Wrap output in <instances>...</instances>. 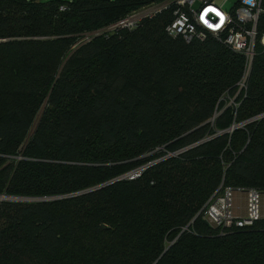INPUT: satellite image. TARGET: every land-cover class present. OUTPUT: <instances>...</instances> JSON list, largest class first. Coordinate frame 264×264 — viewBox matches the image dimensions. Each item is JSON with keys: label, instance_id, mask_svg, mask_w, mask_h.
Here are the masks:
<instances>
[{"label": "trees", "instance_id": "obj_1", "mask_svg": "<svg viewBox=\"0 0 264 264\" xmlns=\"http://www.w3.org/2000/svg\"><path fill=\"white\" fill-rule=\"evenodd\" d=\"M162 1L0 0V196L28 199H0V264H264L263 217L203 219L264 194V50L245 78L212 36H168L171 9L93 35Z\"/></svg>", "mask_w": 264, "mask_h": 264}, {"label": "built area", "instance_id": "obj_2", "mask_svg": "<svg viewBox=\"0 0 264 264\" xmlns=\"http://www.w3.org/2000/svg\"><path fill=\"white\" fill-rule=\"evenodd\" d=\"M263 0H236L224 9L225 0H165L133 11L119 19L103 32H122L136 29L143 20L172 10V21L165 32L172 38H181L186 44L204 41L212 36L217 42L245 57V67L250 66L255 55L258 37L257 24L262 13ZM264 47V36L261 39ZM237 189L224 188L213 195L204 207L203 219L221 232L230 228L251 226L262 218V194L251 188L246 192V213L236 215L233 196Z\"/></svg>", "mask_w": 264, "mask_h": 264}, {"label": "rangeland", "instance_id": "obj_3", "mask_svg": "<svg viewBox=\"0 0 264 264\" xmlns=\"http://www.w3.org/2000/svg\"><path fill=\"white\" fill-rule=\"evenodd\" d=\"M235 2H236V0H225V4H224L223 8L224 9H229L231 6L234 5ZM263 36H264V33H262V35H260V36L258 34L259 38L257 37V40H256L255 51H256L257 47L261 48L262 50H264V47L261 44V39L263 38ZM247 75H248V68L245 67V70H244L245 78H246ZM243 82L241 83L240 88L243 87ZM235 127L239 128L241 126L240 125H235ZM17 159L19 160L20 158H17ZM250 187H253V186L244 185L242 188L241 187H237L236 188L237 190H236V192H235V194L233 196V199H234L233 202H234L236 215H244L246 213V202H247V200H246V192H247L248 188L251 189ZM1 197H3V196H0V199H1ZM4 197H6V196H4ZM262 217L264 218V195L262 196Z\"/></svg>", "mask_w": 264, "mask_h": 264}, {"label": "water", "instance_id": "obj_4", "mask_svg": "<svg viewBox=\"0 0 264 264\" xmlns=\"http://www.w3.org/2000/svg\"><path fill=\"white\" fill-rule=\"evenodd\" d=\"M259 118H264V115H261V116H259ZM236 127L235 126H233L230 130L232 131L233 129H235ZM203 141H201V142H199L198 144H200V143H202ZM198 144H196V145H198ZM195 145H193V146H191V147H194ZM191 147H188V148H186V149H184L183 151H185V150H187V149H189V148H191ZM114 181H112V182H109V183H107V184H105V185H108V184H111V183H113ZM101 187H103V186H101ZM8 200V199H13V200H16V201H27L28 199H14V198H10V197H1V200Z\"/></svg>", "mask_w": 264, "mask_h": 264}, {"label": "bare ground", "instance_id": "obj_5", "mask_svg": "<svg viewBox=\"0 0 264 264\" xmlns=\"http://www.w3.org/2000/svg\"><path fill=\"white\" fill-rule=\"evenodd\" d=\"M128 176H129V179H133V178H135L136 176H138V174H137L136 172H132V173H130Z\"/></svg>", "mask_w": 264, "mask_h": 264}]
</instances>
